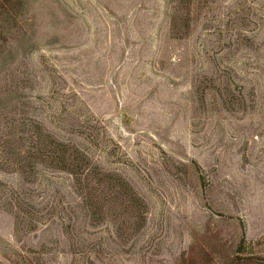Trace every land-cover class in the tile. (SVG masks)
<instances>
[{
	"label": "rangeland",
	"instance_id": "obj_1",
	"mask_svg": "<svg viewBox=\"0 0 264 264\" xmlns=\"http://www.w3.org/2000/svg\"><path fill=\"white\" fill-rule=\"evenodd\" d=\"M0 264H264V0H0Z\"/></svg>",
	"mask_w": 264,
	"mask_h": 264
},
{
	"label": "trees",
	"instance_id": "obj_2",
	"mask_svg": "<svg viewBox=\"0 0 264 264\" xmlns=\"http://www.w3.org/2000/svg\"><path fill=\"white\" fill-rule=\"evenodd\" d=\"M58 149L59 147L56 144L51 143L48 154L46 155L54 167L65 169L71 174H77L79 176L88 175V178L90 177V174H88L90 172V167L87 165V161L81 162L80 164L76 161L77 157L73 156L72 152L65 153Z\"/></svg>",
	"mask_w": 264,
	"mask_h": 264
}]
</instances>
